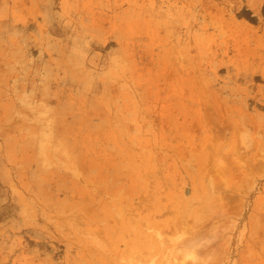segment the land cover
<instances>
[{
  "label": "rangeland",
  "instance_id": "rangeland-1",
  "mask_svg": "<svg viewBox=\"0 0 264 264\" xmlns=\"http://www.w3.org/2000/svg\"><path fill=\"white\" fill-rule=\"evenodd\" d=\"M0 264H264V0H0Z\"/></svg>",
  "mask_w": 264,
  "mask_h": 264
}]
</instances>
